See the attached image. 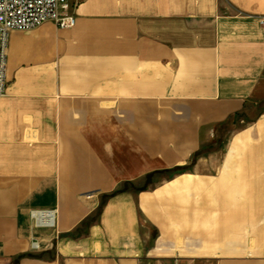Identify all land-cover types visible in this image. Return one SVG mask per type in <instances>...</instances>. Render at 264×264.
Here are the masks:
<instances>
[{
	"label": "crops",
	"instance_id": "0c3cea01",
	"mask_svg": "<svg viewBox=\"0 0 264 264\" xmlns=\"http://www.w3.org/2000/svg\"><path fill=\"white\" fill-rule=\"evenodd\" d=\"M69 3L9 35L0 264H264V0Z\"/></svg>",
	"mask_w": 264,
	"mask_h": 264
},
{
	"label": "built area",
	"instance_id": "2783aa9c",
	"mask_svg": "<svg viewBox=\"0 0 264 264\" xmlns=\"http://www.w3.org/2000/svg\"><path fill=\"white\" fill-rule=\"evenodd\" d=\"M45 23H52L58 29L69 30L76 19L69 0H0V97L7 86V48L12 32H26ZM264 26V20L260 22ZM55 210H33L30 220L35 229H53ZM37 243L32 244L36 250Z\"/></svg>",
	"mask_w": 264,
	"mask_h": 264
}]
</instances>
